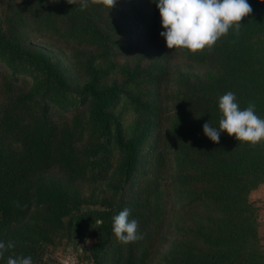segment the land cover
Masks as SVG:
<instances>
[{
	"label": "trees",
	"instance_id": "16d2710c",
	"mask_svg": "<svg viewBox=\"0 0 264 264\" xmlns=\"http://www.w3.org/2000/svg\"><path fill=\"white\" fill-rule=\"evenodd\" d=\"M139 1L128 16L124 7L136 0H116L110 10L91 0L84 10L83 0H8L0 62L29 81L22 87L3 76L0 241L15 247L0 264L9 256L41 264L40 250L54 229L94 239L86 264H264L249 199L264 179V140L251 145L224 131L217 144L203 132L207 121L219 127V98L228 91L240 110L254 103L264 119V2L248 0L253 11L239 31L231 27L194 54L167 48L156 3ZM134 22L143 54H157L117 64V51L134 44L128 28ZM32 31L85 46L74 55L77 76L34 47ZM178 56L194 70L171 68ZM123 109L134 115L128 124ZM164 166L177 207L166 227L160 222ZM124 208L142 235L128 245L112 232V217Z\"/></svg>",
	"mask_w": 264,
	"mask_h": 264
},
{
	"label": "clouds",
	"instance_id": "9594fccd",
	"mask_svg": "<svg viewBox=\"0 0 264 264\" xmlns=\"http://www.w3.org/2000/svg\"><path fill=\"white\" fill-rule=\"evenodd\" d=\"M160 12L164 31L160 35L165 39L169 49H187L198 53L212 45L229 29L235 26L238 32L243 18L249 16L253 9L248 0H154ZM264 2V0H262ZM75 4L76 0H67ZM92 4L103 5L109 10L115 7L116 0H91ZM81 10L89 6V0H83ZM234 92L228 91L219 98L222 118L219 127H213L207 121L203 125L204 134L214 143H219L220 133L226 131L238 141H247L256 145L264 140V119L255 114V104L240 110ZM199 118V117H197ZM17 206L18 203H17ZM131 210L124 208L113 216L112 232L116 241L128 245L142 239L139 221L129 219ZM98 227V226H94ZM87 243V241H86ZM15 247L13 241H0V259L9 249ZM6 264H33L31 256H9Z\"/></svg>",
	"mask_w": 264,
	"mask_h": 264
},
{
	"label": "rangeland",
	"instance_id": "374dc122",
	"mask_svg": "<svg viewBox=\"0 0 264 264\" xmlns=\"http://www.w3.org/2000/svg\"><path fill=\"white\" fill-rule=\"evenodd\" d=\"M136 2L137 3L135 6H130L128 8L125 6L126 8L124 7L123 13L128 16L130 12L133 13L135 8L140 6V1L136 0ZM7 15L8 0H0V27L2 28L6 26ZM128 22L129 19L126 20L127 24ZM128 28L130 32L131 43L134 42V44L132 47L122 48L120 53L117 51L116 56H114L116 63L123 64L133 59L135 56L141 54L146 60H152L153 56H155L157 53L154 50H151L143 54V51H145L147 47H145V44L140 45V43L143 42H140L138 39L140 28L136 22L128 25ZM27 35L29 41L34 47L40 48L45 52H49L53 59L62 62L68 71H72V73L77 76L79 72L75 65L74 55H81L82 53L86 52L87 49L85 46L77 47V45H74L72 42L56 41L48 32L44 31H32L31 33H27ZM126 50L130 51L125 52ZM172 67L177 68L180 71L190 72L194 70L192 64L184 61V59L179 56L171 60V68ZM4 75L10 77L11 79L13 78L15 84H18L22 87L28 86V78L22 77L20 75H11L8 68L0 62V100L2 99V84ZM123 106H125L124 103L118 106V110L122 109ZM122 111V122L125 124L130 123L134 115L127 109H123ZM161 142L162 146H159L158 149L161 150L165 155L167 150L164 149L163 141ZM161 170L160 199L162 203V213L160 216V222L162 227H166L170 221L175 220L177 207L171 192V187L169 185L170 169L164 166ZM145 174L148 178L152 175L147 171V168L145 169ZM146 176L142 175L140 179L137 180L136 185L143 182ZM249 199L254 208L258 237L261 246L264 248V179L256 188L251 191ZM93 243L94 239L92 237H85L82 239L68 238L65 236L62 229H54L47 235L46 244H44L40 250L41 264H86L89 262L87 248H89ZM158 247H160V245ZM162 248H164V246H162ZM159 250L161 249L159 248Z\"/></svg>",
	"mask_w": 264,
	"mask_h": 264
}]
</instances>
